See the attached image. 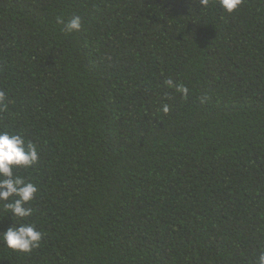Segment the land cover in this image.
<instances>
[{
    "label": "trees",
    "instance_id": "trees-1",
    "mask_svg": "<svg viewBox=\"0 0 264 264\" xmlns=\"http://www.w3.org/2000/svg\"><path fill=\"white\" fill-rule=\"evenodd\" d=\"M0 91V131L39 153L17 175L42 233L31 253L0 243V264L264 252V0H0ZM12 223L0 204V232Z\"/></svg>",
    "mask_w": 264,
    "mask_h": 264
},
{
    "label": "clouds",
    "instance_id": "clouds-1",
    "mask_svg": "<svg viewBox=\"0 0 264 264\" xmlns=\"http://www.w3.org/2000/svg\"><path fill=\"white\" fill-rule=\"evenodd\" d=\"M209 2L210 0H201L204 7H208ZM241 2L242 0H219L221 7L229 14L234 12ZM57 23L62 24V30L67 33L78 32L82 27L79 16L67 21L58 17ZM165 84L175 88L185 97L188 95L187 87L177 85L171 79L165 81ZM4 101L5 94L0 91V105H3ZM162 110L167 113L168 105L165 104ZM38 160L39 153L34 143H26L21 134L0 131V204L7 215L11 214L13 220L10 227L0 232V243L14 252L31 253L39 247L42 239V233L37 231L33 224L26 222V218L34 211L26 205L35 198L38 189L34 183L17 175L18 169L31 168ZM256 264H264V252L259 254Z\"/></svg>",
    "mask_w": 264,
    "mask_h": 264
}]
</instances>
